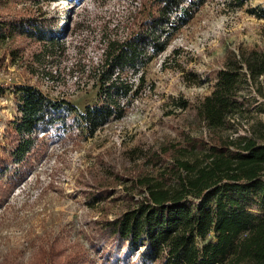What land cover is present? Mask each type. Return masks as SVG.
<instances>
[{
  "label": "trees",
  "instance_id": "1",
  "mask_svg": "<svg viewBox=\"0 0 264 264\" xmlns=\"http://www.w3.org/2000/svg\"><path fill=\"white\" fill-rule=\"evenodd\" d=\"M6 1L35 6L41 0ZM207 1L138 0L135 13L126 20L134 24L131 33L120 37L105 28L102 58L90 76L98 103L82 112L34 85L13 86L18 114L8 129L13 140L6 156L0 157V205L44 154L40 133L54 130L59 135L77 127L93 136L110 120L125 116L145 85V74L139 73L142 66L163 53L172 36L190 24ZM34 6L12 15L0 12V46L24 38L52 53L62 52L60 20ZM137 74L135 83L130 76ZM261 77L264 49L228 54L213 91L196 105L207 137L183 133L178 141L139 151L141 165L113 173L112 182L129 191V205L118 217L97 221L96 236L143 249L140 264H264V121L251 117L242 96L243 89ZM0 92L6 87L0 85ZM72 113L76 119H70ZM244 120L250 123L248 133L235 136L236 125ZM112 188L86 192L89 205L114 199ZM211 233L215 239L207 241ZM60 246L53 242L41 247L30 264H87V253H66ZM98 251L102 264H124L111 253ZM5 264L23 263L10 259Z\"/></svg>",
  "mask_w": 264,
  "mask_h": 264
},
{
  "label": "rangeland",
  "instance_id": "2",
  "mask_svg": "<svg viewBox=\"0 0 264 264\" xmlns=\"http://www.w3.org/2000/svg\"><path fill=\"white\" fill-rule=\"evenodd\" d=\"M137 2L41 0L34 6L0 0L3 15L34 6L58 18L63 26L59 42L64 45L62 52L55 53L24 38L0 46V85L6 87L0 92V157L6 156L13 140L8 129L18 114L19 97L13 86L34 85L81 112L98 103L90 76L102 58L105 28L120 37L131 33L134 24L126 20L135 13ZM77 22L81 27H76ZM240 49H264V0H208L192 22L172 36L167 49L142 66L139 73L145 74V85L125 116L110 120L93 136L77 127L59 135L54 130L39 134L44 154L0 205V264L10 259L30 264L41 247L53 242L66 253H87V264H102L98 249L124 264H140L143 249L96 236L97 221L118 217L129 205V191L112 182L111 175L141 165L139 151L178 141L183 133L207 137L206 128L198 123L196 105L213 91L227 55ZM138 74L130 76L135 83ZM242 96L251 117L264 121V77L246 86ZM249 128L244 120L236 125L235 136L247 134ZM107 185L113 186L115 200L89 205L86 192ZM213 239L211 233L206 240Z\"/></svg>",
  "mask_w": 264,
  "mask_h": 264
},
{
  "label": "built area",
  "instance_id": "3",
  "mask_svg": "<svg viewBox=\"0 0 264 264\" xmlns=\"http://www.w3.org/2000/svg\"><path fill=\"white\" fill-rule=\"evenodd\" d=\"M40 134H44V133H40Z\"/></svg>",
  "mask_w": 264,
  "mask_h": 264
}]
</instances>
